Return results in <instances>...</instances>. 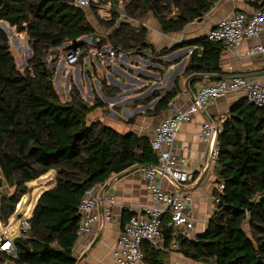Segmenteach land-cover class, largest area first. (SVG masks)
Here are the masks:
<instances>
[{
	"label": "trees",
	"instance_id": "trees-1",
	"mask_svg": "<svg viewBox=\"0 0 264 264\" xmlns=\"http://www.w3.org/2000/svg\"><path fill=\"white\" fill-rule=\"evenodd\" d=\"M111 1L110 17L98 16L110 30L98 47L109 44L130 54L149 47L147 29L132 21L152 13L164 31H182L188 23L201 20L218 0H122L125 20L121 23L120 0ZM96 7L93 0L91 8ZM2 22L29 37L34 53L24 70L18 68ZM96 32L86 8L76 7L72 0H0V187L5 181L13 189L10 194L0 193L1 221L9 222L29 192L30 182L55 171L54 186L36 201L30 232L14 238L17 257L0 251V263L76 264L80 203L87 190L135 164L157 163L149 138L121 133L99 119H89L98 108L106 107L99 98L87 102L72 83L70 99L64 100L55 87L61 47L81 45L79 63L83 64L92 46L78 41ZM200 43L210 48L202 56L194 52L187 74L222 75L223 47L205 38ZM51 54L50 64L47 57ZM106 87L102 85L105 93ZM177 93L178 87L167 99ZM231 114L218 134L215 159L216 182L225 188L222 193L214 190L220 202L207 230L191 239L169 226L165 216V250L144 242V264H170L175 244L177 252L202 264H264V107L244 101ZM133 215H125L124 221L128 223Z\"/></svg>",
	"mask_w": 264,
	"mask_h": 264
},
{
	"label": "crops",
	"instance_id": "crops-1",
	"mask_svg": "<svg viewBox=\"0 0 264 264\" xmlns=\"http://www.w3.org/2000/svg\"><path fill=\"white\" fill-rule=\"evenodd\" d=\"M257 5L256 0H218L212 10L201 20L188 23L182 31H164L161 23L152 13H149L139 20L132 21L135 26H144L147 29L148 48L138 53L124 52V56L106 65L102 64L97 57L86 58V56L83 64L78 63L77 66H68L61 61L55 76L58 78L60 75V82H65L67 100L70 99L69 92L71 84L74 83L87 102L94 103L96 98H99L106 104V107L98 108L93 112L89 116L90 120L99 119L121 133H135L151 141L156 128L166 117L173 114L176 109L188 108L202 82L206 80L217 82L221 78L218 77L221 75L208 71H193L187 74L194 52L202 56L203 52L210 48L200 41L222 19L239 10L251 13ZM86 12L89 21L97 30L96 33L104 36L110 34L108 29H103V26L98 28L90 18L87 9ZM5 25L10 26L7 23ZM10 28L13 31L15 29L11 26ZM101 42L100 40L97 45L92 43L91 46L98 47ZM255 43L264 44V31L258 38L244 40L241 55L223 49L219 61L222 76L263 72V57H247L245 54L247 49ZM164 50L167 52L163 53ZM195 74H206V76L193 78L189 84H186L187 79ZM249 78L264 84V74ZM102 85L107 86L106 93ZM176 87H178V93L167 99V95ZM165 100H168L167 104ZM244 101L246 102L247 99L243 92L231 93L213 100L191 121L184 123L178 133L174 149L179 156L185 158L184 167L194 172L195 180L180 185L167 178L159 182L164 188L191 198L189 208L195 218V227L187 234L183 233L186 237L194 239L207 230L217 204L214 200V190L217 185L216 157H212L209 169L205 173L211 136L205 140L200 139L199 133L203 123L208 120L218 129L215 139V147H218V134L222 131L223 122L232 115V108ZM143 173L144 168H140L122 176L115 174L105 184L95 187L94 192L98 199L96 211L101 215V221L94 223L91 230L79 236L76 241L74 245L76 264H114L113 252L127 224L124 221L125 215L144 213L146 208L153 205ZM54 184L55 175L46 187L52 188ZM43 192L44 189L40 190L38 196ZM3 194L10 193L7 190ZM107 213H109L108 219ZM3 224L4 228L9 225L4 222ZM169 262L170 264H202L183 256L173 247ZM0 264L14 263L7 260ZM139 264L144 262L141 261Z\"/></svg>",
	"mask_w": 264,
	"mask_h": 264
},
{
	"label": "built area",
	"instance_id": "built-area-1",
	"mask_svg": "<svg viewBox=\"0 0 264 264\" xmlns=\"http://www.w3.org/2000/svg\"><path fill=\"white\" fill-rule=\"evenodd\" d=\"M97 3L98 0H94ZM76 7L90 8L93 0H72ZM102 18L110 17V6L100 8ZM107 17V18H106ZM264 31V0L258 1L257 7L251 13L247 11H236L233 15L222 19L205 36L208 42L220 44L223 49L241 55V47L245 39L258 38ZM82 38L78 41L81 42ZM87 42L92 44L91 39ZM70 45V49L64 55V62L68 65H76L80 62L83 48L77 44ZM62 46V47H63ZM95 48V49H94ZM247 57L261 56L264 59V44L255 43L245 52ZM124 56V51L111 45L91 47L86 58H99L102 64L114 62L118 57ZM243 92L247 101L255 106L264 107V84L249 77L221 78L217 82L206 80L198 87V93L193 102L184 110L176 109L175 112L166 117L156 128L155 135L151 140V147L157 154V163L144 168V179L149 190L153 205L145 209L144 213L135 214L130 217L119 242L116 245L113 256L114 264H139L144 259L142 244L149 242L156 248H164L163 218L168 216V225L179 229L181 233L187 234L195 227V218L189 208L190 196L164 188L159 180L167 178L173 183L180 185L195 180V174L184 167L185 158L177 154L174 145L182 125L189 122L208 104L218 98L225 97L231 93ZM213 125L205 120L199 133L200 139L205 140L211 136ZM219 147H215L213 157L218 155ZM225 188L223 183L216 185L218 193ZM95 187L87 190L80 203L81 222L78 235L88 233L94 223L101 221V215L96 211L98 199L95 196ZM216 203L220 197L215 196ZM107 219L109 213L106 214ZM31 230L30 217H22L20 228L14 233L5 227L0 233V251L7 252L10 256L17 257V248L14 238L26 236ZM178 250V244L174 245Z\"/></svg>",
	"mask_w": 264,
	"mask_h": 264
},
{
	"label": "rangeland",
	"instance_id": "rangeland-1",
	"mask_svg": "<svg viewBox=\"0 0 264 264\" xmlns=\"http://www.w3.org/2000/svg\"><path fill=\"white\" fill-rule=\"evenodd\" d=\"M98 1H99L98 3L95 1L96 5H97L96 10H93V8H91V7L90 8H86V9L90 13L89 14L90 18H92L94 23L99 28L100 26L102 27V25L100 23V19L98 17V16H100L102 18V12L100 11V8L110 6V9L112 10L114 8V4H113V2L111 0H98ZM118 5H119V8H121V10H120L121 17L118 20V23H120L122 20L123 21L125 20V12L122 9V6H123L122 0L119 1ZM102 19L105 20V17H103ZM6 27H5V29H6ZM8 28L9 29L6 30V32L8 33V35L10 37L11 45H12V51H13V54H14V56L16 58V62H17L18 68L20 70H24V69H26V67L28 65V62H29V60L31 59V57L33 56V53H34L32 45L29 42V37H28V35L26 33H18V32H16L15 29L13 31V29L10 28V26ZM104 28L107 29L106 27H103V29ZM10 29H12V30L10 31ZM108 31H110V30L108 29ZM87 43L90 44L89 41ZM69 46L70 45L61 47L60 50H62V52H61L59 61L57 63V68H58L59 64H61V61L63 63H65L63 57H64V55H66L67 51H65L64 49L66 47H69ZM52 58H53L52 54L47 57V61L50 64L52 62ZM84 59H85V57H84ZM56 77L57 76H55V79H54L55 87H56L58 93L61 95V97L64 100H67L68 99V93H66L67 91H66L65 82L64 81L62 83L60 82V80H59L60 79V75H59L58 78H56ZM54 175H55V171H51L50 173L46 174L45 176L43 175L42 177H40V178H38V179H36V180H34V181L29 183V188H30L29 192L26 195L23 196L21 202L17 206V209H16L15 213L13 214V216L10 218V220L8 222V224H9L8 225V229L10 231H13L14 233H16L19 230L21 217H23V216L24 217H31L32 216V214L34 212L35 205H36V201H37V199L39 197L38 196L39 191L43 190V189L45 191L46 189L51 188V186L46 187V184L51 182L54 179ZM7 190H8L9 193H11V191H13V189L11 190L9 188V186L7 185V183L4 181L3 188H0V193L1 192L5 193ZM3 229H4V224H3V222L0 219V233L3 231Z\"/></svg>",
	"mask_w": 264,
	"mask_h": 264
},
{
	"label": "water",
	"instance_id": "water-1",
	"mask_svg": "<svg viewBox=\"0 0 264 264\" xmlns=\"http://www.w3.org/2000/svg\"><path fill=\"white\" fill-rule=\"evenodd\" d=\"M123 21V20H122ZM121 21V22H122ZM120 22V23H121ZM2 27L3 29L6 31L5 29V22H2ZM12 33V32H11ZM87 39H91L92 43L94 45H97L99 43V41H104L106 39V36L104 35H101L99 33H94L92 36H86V37H83L81 42H85ZM264 74V71L263 72H256V73H253V74H237V75H232V76H218V77H221V78H232V77H258V76H262ZM209 75V74H207ZM206 76V74H195L193 76H190L187 81H186V84H189V81L192 80L193 78H198V77H204ZM210 76V75H209ZM220 78V79H221ZM217 132H218V129L216 127H213V130H212V134H211V137H210V149H209V157H208V163H207V166H206V169H205V173L207 172V170L209 169V164L211 162V159L213 157V151H214V148H215V139H216V136H217ZM151 166V164H135L133 166H131L130 168L124 170L123 172L119 173L118 175L119 176H122V175H125L126 173L128 172H131L133 170H137V169H140V168H145V167H149ZM261 257H259V261H261Z\"/></svg>",
	"mask_w": 264,
	"mask_h": 264
},
{
	"label": "bare ground",
	"instance_id": "bare-ground-1",
	"mask_svg": "<svg viewBox=\"0 0 264 264\" xmlns=\"http://www.w3.org/2000/svg\"><path fill=\"white\" fill-rule=\"evenodd\" d=\"M6 27V26H5ZM9 28L8 27H6V30H8ZM12 29H10V31H11ZM13 32V31H12Z\"/></svg>",
	"mask_w": 264,
	"mask_h": 264
}]
</instances>
